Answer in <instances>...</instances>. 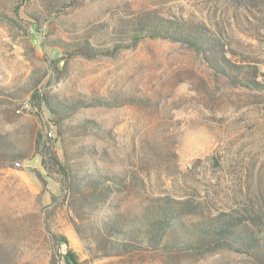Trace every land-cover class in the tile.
<instances>
[{
	"label": "rangeland",
	"instance_id": "rangeland-1",
	"mask_svg": "<svg viewBox=\"0 0 264 264\" xmlns=\"http://www.w3.org/2000/svg\"><path fill=\"white\" fill-rule=\"evenodd\" d=\"M141 14L193 41L134 42ZM45 95L84 105L60 137ZM37 141L108 188L67 192L81 178L48 174ZM163 209L187 233L229 219L235 241L190 251L124 226ZM67 250L79 264H264V0H0V264H66Z\"/></svg>",
	"mask_w": 264,
	"mask_h": 264
},
{
	"label": "trees",
	"instance_id": "trees-1",
	"mask_svg": "<svg viewBox=\"0 0 264 264\" xmlns=\"http://www.w3.org/2000/svg\"><path fill=\"white\" fill-rule=\"evenodd\" d=\"M128 32L130 33L131 39L134 42H138L144 38H169L171 40H183L187 43L193 41V38L190 35L189 29H185V25L179 22L173 21H164L152 17L149 14H141L136 16L133 21L129 24ZM192 34V33H191ZM80 54V53H79ZM84 54V53H81ZM42 103L45 105L48 112L51 114L54 119V125L57 129V135L62 136V130L65 129L64 121L67 118V115L73 114L78 107H83L80 102H76L77 106L75 108L72 102L69 99H62L52 101L51 98H48L46 95L41 99ZM93 106V105H88ZM99 125L91 121H83L81 123V129L86 132V134L98 133L100 130ZM85 135V133H83ZM36 147L38 150L42 147V153L40 154L42 158L43 167L50 173L49 168L52 167L55 174H58L62 179H72L77 177L78 180L81 178V186L76 187V189H71L68 187L66 190L69 193L80 194L83 198L88 196L87 192H90L92 195L103 194L104 187L102 184L99 185L92 181L91 176L87 174L86 170L77 165L75 162H70L73 159H68L64 154L63 159L59 160L56 153L50 147H45L40 144V141H37ZM65 152V151H64ZM71 175V177H70ZM70 177V178H69ZM63 186V183L60 182ZM74 192V193H73ZM147 221H145V227L141 228L138 221H132L130 225H124L129 227V231H134L136 235L134 238L140 237L138 240L139 244H142L145 239L150 240L151 243L162 242L171 244L173 237H183L182 240L187 244L190 251H202L204 248L209 250H215L217 248L227 246L228 244H233L235 241L233 236L236 234L232 233V223L229 219L219 220L218 223H214L212 228L206 233H203L202 230L196 229L194 232L187 231L180 225L173 224V215L169 209H163L156 212H149L146 214ZM121 224L115 222L113 226H110V229L114 230L117 227H120ZM171 238V239H170ZM63 242L67 245V241L63 239ZM105 245V244H104ZM106 246V245H105ZM100 256H109L108 253L100 254ZM62 258L66 264H79L75 256L71 253L70 250H67Z\"/></svg>",
	"mask_w": 264,
	"mask_h": 264
},
{
	"label": "built area",
	"instance_id": "built-area-1",
	"mask_svg": "<svg viewBox=\"0 0 264 264\" xmlns=\"http://www.w3.org/2000/svg\"><path fill=\"white\" fill-rule=\"evenodd\" d=\"M47 135L50 136V137H52V132L49 131V132L47 133ZM15 165H16V166H19V163H16Z\"/></svg>",
	"mask_w": 264,
	"mask_h": 264
},
{
	"label": "water",
	"instance_id": "water-1",
	"mask_svg": "<svg viewBox=\"0 0 264 264\" xmlns=\"http://www.w3.org/2000/svg\"><path fill=\"white\" fill-rule=\"evenodd\" d=\"M32 161H30V163H31Z\"/></svg>",
	"mask_w": 264,
	"mask_h": 264
}]
</instances>
